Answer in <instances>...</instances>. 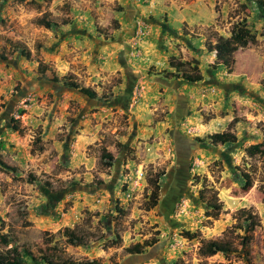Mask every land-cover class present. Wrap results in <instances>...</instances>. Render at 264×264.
<instances>
[{"label":"rangeland","instance_id":"obj_1","mask_svg":"<svg viewBox=\"0 0 264 264\" xmlns=\"http://www.w3.org/2000/svg\"><path fill=\"white\" fill-rule=\"evenodd\" d=\"M37 1L41 9L30 0H0V54L4 48L9 53L11 39L30 56H0V234H10L21 253L28 247L51 262L264 264V160L259 154L246 157L248 148L264 147V36L237 51L232 73L205 70V85L199 84L187 101L174 95L179 84L167 87L165 73L148 78L154 73L148 69L144 80H139L142 74L128 77L112 11L120 8L118 0ZM256 6L257 0H246L231 15L251 16ZM87 7L93 23L85 14L78 17ZM46 11L70 18V24L38 25ZM250 20L260 31V20ZM38 59L59 76L71 74L81 88L39 79ZM83 88L96 91L97 98ZM192 102L195 108L188 107ZM195 112L205 128L193 124ZM14 118H20L23 134L13 129ZM229 128L238 136L233 143L197 140ZM39 137L44 149L33 151ZM105 148L115 157L111 167L101 165ZM245 168L254 181L247 191L241 176ZM161 170L166 173L158 178L160 201L150 208L148 173ZM29 174L32 181L25 178ZM201 193L206 198L217 194L224 206L219 218L206 215ZM249 214L257 226L247 255L241 237L248 230L241 221ZM64 227L76 229L89 244L68 245L59 233ZM116 231L120 244L113 242ZM188 231L196 236L187 238ZM153 237L159 241L143 254L124 252ZM202 239L230 240L237 251L203 254ZM4 249L0 243V252Z\"/></svg>","mask_w":264,"mask_h":264},{"label":"trees","instance_id":"obj_2","mask_svg":"<svg viewBox=\"0 0 264 264\" xmlns=\"http://www.w3.org/2000/svg\"><path fill=\"white\" fill-rule=\"evenodd\" d=\"M20 3L26 2L28 0H17ZM46 1V0H45ZM30 3L34 5L35 8L41 9L42 4L37 0H30ZM257 18L263 21V26L260 31L253 29L248 16H240V18L234 21L230 26L231 36L226 37L224 35L216 34L217 41L214 43L210 39L206 41L207 50L211 53H215V60L211 64V68L214 70H218L219 68L225 67L229 73H232L234 70V66L236 64L235 53L239 49H246L252 46H255L259 42V36H264V0H257ZM36 23L40 26H43L47 29H53L62 27L63 25H67L70 23V18H63L57 15H52L50 12H44L41 17L37 18ZM109 34L106 33L105 36ZM10 49L9 53H19L21 56L30 59L29 53L26 48L22 47L20 44L15 43L11 39H8ZM6 52V48L1 52L0 56H5L9 54ZM170 66L173 68L172 70H163L162 73H165L168 77H173L175 79L184 80L190 83H198L203 79V74L200 68V61L197 59H190L181 61L176 58L170 59ZM38 78L42 80H47L53 83H62L65 82L70 88L79 89L81 88L80 83L74 79V77L70 74L59 76L57 72L54 70L52 66H50L43 59H38ZM85 92L89 93L90 97L97 98V93L94 90H90L89 88H83ZM24 113V111H21ZM236 119H233L231 124L236 122ZM13 129L18 131L20 134L25 132V129L21 126L20 118H14ZM209 140L210 143L214 146L225 145L228 143H233L237 141L238 136L235 132H232L229 129L223 132H215L209 134L207 137H197V140L200 142H205ZM37 147V148H36ZM34 148L37 150H43L44 145H42V138L39 137L36 141L33 142V151ZM259 154L264 160V147L262 149H256L254 147H250L246 150L247 158H254ZM115 160L112 152L108 151V149H103L101 153V165L105 167H111ZM9 171L17 172L19 168L16 166H7ZM165 170H161L160 172L148 173V183L151 188L150 194V208H155L160 201V192H161V183L158 178L165 174ZM241 176L244 178L245 182L243 184V190L247 191L254 186L253 176L250 168H245V170H241ZM27 181H32V175L29 174L25 176ZM100 183H103L100 180ZM261 190L264 194V185L261 186ZM201 199L207 204L209 210L206 212V215L213 218H219V216L224 212V206L222 202H220L217 194H214L210 198H206L204 193H201ZM27 212L23 214L25 216ZM245 225V229L248 230V234L241 237V245L244 247L245 254H249V247L253 240V235L257 223L253 215L245 216L242 221ZM241 224V223H240ZM59 233L63 234L66 239L65 242L68 245H87L89 241L86 240V237L74 228L64 227L59 230ZM184 235L187 238H193L196 234H191V232H185ZM159 241L158 237H153L146 244H135L131 247L125 248L124 252L130 255H141L146 251V247H152ZM202 245L200 250L203 254L209 253L210 255H215L219 252H223L225 254L230 252H236L237 247L232 241L225 239H202ZM116 244H120L122 242V236L120 232L116 231V239L113 240ZM0 243L4 245L5 249L0 252V264H7L9 261L10 264H26L25 258L29 257L31 260L36 263L45 261L51 264H84L82 261H77L74 259L68 260H58L51 262V259L46 254H39L29 249L28 247H24L22 253L19 251L18 247L14 244V238L10 236V234H0ZM25 256V257H24ZM93 264H100L98 261H95ZM117 264V263H113ZM226 264V263H221Z\"/></svg>","mask_w":264,"mask_h":264},{"label":"crops","instance_id":"obj_3","mask_svg":"<svg viewBox=\"0 0 264 264\" xmlns=\"http://www.w3.org/2000/svg\"><path fill=\"white\" fill-rule=\"evenodd\" d=\"M83 1L86 4V2H90L91 0ZM118 1L120 8L112 11L113 17L118 21L117 23L120 28L119 31L116 32L119 34V56L122 64L127 66L131 71L128 77L135 78L142 74L139 80H144L145 75H143V73L150 69L154 73H150L148 78H154L158 75L156 72L162 73L163 70L173 71V68L170 66L171 58H176L181 61L195 58L200 61V68L203 74V79L198 83H190L173 77L163 78L168 84L167 87L169 85L173 86L174 83L179 84L177 94L175 93L174 95L183 98L186 97L187 101L189 93L196 92L197 89L195 88H198L199 84H202V87L205 85V70L208 71L215 60V53H211L207 50L206 41L210 39L215 43L217 41L216 34L230 37L231 24L238 20L240 16H245L242 11H238L236 18L231 14H235V10L246 2V0ZM218 7H220V10ZM80 10H83V13H81ZM80 10L78 17H82V15L85 14V17L87 19L89 18V22L93 23V19L88 15L91 9L87 7L81 8ZM251 13L252 15L248 16L249 22L251 18L252 20L257 18V9L253 10ZM219 17L222 18L220 23ZM139 19L145 21L146 29L144 35L141 36L139 40H136L134 36L136 34V23ZM230 19L233 21H230ZM79 21L78 19L75 20V22ZM259 23H261L262 29L263 21L260 20ZM207 30L210 31L207 32L208 34L206 33ZM220 69L227 70L225 67L219 68L218 70ZM165 102L168 104L167 101ZM174 107L175 109L177 107L178 110H182L178 108V106ZM188 107L195 108L194 102ZM182 113H184V111H182ZM201 119V114L199 115V113L195 112L193 124L199 129L205 128V126L200 123ZM211 126L208 125L207 127L210 129ZM213 127L214 126H212V129Z\"/></svg>","mask_w":264,"mask_h":264},{"label":"built area","instance_id":"obj_4","mask_svg":"<svg viewBox=\"0 0 264 264\" xmlns=\"http://www.w3.org/2000/svg\"><path fill=\"white\" fill-rule=\"evenodd\" d=\"M146 29V23L143 19H139L136 23V36L140 37L144 35Z\"/></svg>","mask_w":264,"mask_h":264}]
</instances>
